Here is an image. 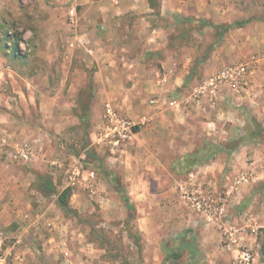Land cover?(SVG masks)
I'll list each match as a JSON object with an SVG mask.
<instances>
[{"label":"rangeland","instance_id":"obj_1","mask_svg":"<svg viewBox=\"0 0 264 264\" xmlns=\"http://www.w3.org/2000/svg\"><path fill=\"white\" fill-rule=\"evenodd\" d=\"M0 80L3 264H264V0H0Z\"/></svg>","mask_w":264,"mask_h":264},{"label":"built area","instance_id":"obj_2","mask_svg":"<svg viewBox=\"0 0 264 264\" xmlns=\"http://www.w3.org/2000/svg\"><path fill=\"white\" fill-rule=\"evenodd\" d=\"M116 3V1H115ZM74 11H69L70 15H73ZM239 70V69H238ZM241 71H244V69H240ZM236 70H232L231 68H227L221 73H219L216 77L210 79L206 86L209 87L210 92L212 94H216L218 92V89L221 86L227 85L229 88H231L233 91L240 93L244 86L247 85L244 78L241 76L240 72ZM239 79V80H238ZM241 80V81H240ZM1 85V80H0ZM105 131L103 135L101 136L100 140H104L107 136L111 139L110 143H112V146L119 147L124 146L130 140L133 136V127L134 124L125 117H121L110 105L106 106L105 109ZM146 121H150V119H146ZM3 142H6L5 139H3ZM26 146V145H25ZM1 147V146H0ZM30 150V149H29ZM22 153V157L26 158L29 155V151L27 149L20 150ZM68 178H69V186H74L76 184V181L80 177V169L78 168H72L67 171ZM90 176H93V173H90ZM195 205H199V202H196ZM238 233V230L235 227H230L227 229V238L230 241V244H234L236 242V234ZM1 248V247H0ZM253 262V255L251 252V249H249L247 246H240V256L238 259V264H252ZM4 263V259L2 256H0V264Z\"/></svg>","mask_w":264,"mask_h":264},{"label":"crops","instance_id":"obj_3","mask_svg":"<svg viewBox=\"0 0 264 264\" xmlns=\"http://www.w3.org/2000/svg\"><path fill=\"white\" fill-rule=\"evenodd\" d=\"M127 46V41L125 42V44H124V47L122 48V50L124 51V52H127V49L125 48ZM159 50V45H157V44H155V47H150V49L149 50H146V51H151V52H154L153 54H155V56L157 57V54H156V52L155 51H158ZM104 53L105 54H103V56H102V58H101V61H102V64L104 65V63L105 62H108V63H110V64H112L113 62H115V61H119V60H127V62H131V63H133L134 61H136V55H133V51H128L127 53H129V57H128V59H127V57L124 55V54H122V53H120V55L118 56V57H116V55L112 52V50H107V49H105L104 50ZM116 57V58H115ZM168 61L169 60H166V59H163V60H161L160 61V63H161V65H162V68L163 69H165V66H168L167 64H168ZM188 61H190V60H188ZM188 61L186 62V63H188ZM131 65V64H130ZM129 65V66H130ZM132 67V65L130 66V68ZM104 68L106 69L107 67L106 66H104ZM135 74H134V71H128V73H127V76L126 77H129V78H131V79H133V81H134V84L132 85V88H136V86H137V84H136V82H135V79H134V76ZM164 77H166V76H164ZM163 78V77H162ZM104 79H106V80H108L109 81V84H108V91H110V92H113V90L111 89V87H113L114 85H115V88H117V87H119V85H117L116 86V78L115 77H112L109 73H107V74H105L104 75ZM163 79H165V78H163ZM143 80H145V77H144V79ZM143 80H141V85H144L146 82L145 81H143ZM131 88V89H132ZM140 88V87H139ZM127 88L125 87V91H123V92H125L126 93V91H128V90H126ZM114 91H116V90H114ZM130 91V90H129ZM128 91V92H129ZM16 147V146H15ZM35 147V146H34ZM17 149V148H16ZM215 165H219L218 163H215V164H213L212 166H208L207 168L209 169V171H211V170H213L212 168L215 166ZM220 166V165H219ZM210 183H211V181H209V185H210ZM216 184H213V186H215ZM18 187H20L21 185H17ZM16 189V186L14 185V186H12V190H15Z\"/></svg>","mask_w":264,"mask_h":264},{"label":"trees","instance_id":"obj_4","mask_svg":"<svg viewBox=\"0 0 264 264\" xmlns=\"http://www.w3.org/2000/svg\"><path fill=\"white\" fill-rule=\"evenodd\" d=\"M63 208H68L67 205H63Z\"/></svg>","mask_w":264,"mask_h":264}]
</instances>
